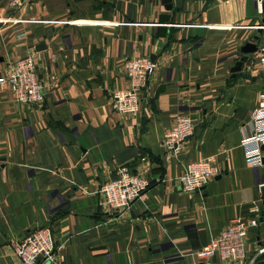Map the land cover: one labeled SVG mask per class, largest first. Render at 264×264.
<instances>
[{
	"label": "crops",
	"instance_id": "1",
	"mask_svg": "<svg viewBox=\"0 0 264 264\" xmlns=\"http://www.w3.org/2000/svg\"><path fill=\"white\" fill-rule=\"evenodd\" d=\"M171 5L0 0V78L14 60L32 56L44 87L43 103L26 105L0 85V264H18L16 242L48 226L51 264H202L195 252L230 222L250 217L253 205L261 213L247 234L246 260L215 256L206 264H249L264 244V164L247 166L242 146L264 92L257 65L264 14L252 0ZM259 30L257 51L233 77L241 48ZM134 57L149 58L156 71L140 93L141 111L118 115L111 96L129 87L123 65ZM180 115L194 134L166 162L163 134ZM202 160L220 173L200 191L182 192L184 166ZM122 166L151 185L119 214L100 206L98 192Z\"/></svg>",
	"mask_w": 264,
	"mask_h": 264
},
{
	"label": "built area",
	"instance_id": "2",
	"mask_svg": "<svg viewBox=\"0 0 264 264\" xmlns=\"http://www.w3.org/2000/svg\"><path fill=\"white\" fill-rule=\"evenodd\" d=\"M259 15L264 14V0H252ZM21 35L20 37H22ZM258 58L260 69L264 70V49ZM255 66L250 62L248 71L254 72ZM36 62L32 56L19 58L10 64L5 77L0 78V85H5L13 94L17 103L40 105L44 101V87L36 76ZM123 71L128 80L126 90L115 91L111 96V109L119 115L138 114L142 108L141 91L147 85L150 77L156 71V64L147 57H134L125 61ZM260 106L252 115V135L242 143L244 147V162L250 167L262 165L264 151V92L260 95ZM194 134V125L190 118L177 116L169 126L161 141L164 160L175 159L186 141ZM220 173L219 166L210 160H202L187 164L177 178L179 189L188 194L200 191ZM264 187V184L261 185ZM150 188V183L142 175L133 172L130 167L122 166L116 171V177L105 182L100 190V206L113 213L130 211L134 203ZM250 217L245 220L230 222L219 236L210 240L195 257L202 263H208L215 256L221 262L240 263L247 258L246 238L250 229L259 226L261 211L253 205ZM55 250L54 237L50 229L44 228L27 234L13 247L18 264H51ZM264 261V244L258 246L249 264Z\"/></svg>",
	"mask_w": 264,
	"mask_h": 264
},
{
	"label": "water",
	"instance_id": "3",
	"mask_svg": "<svg viewBox=\"0 0 264 264\" xmlns=\"http://www.w3.org/2000/svg\"><path fill=\"white\" fill-rule=\"evenodd\" d=\"M160 2L164 5V7L169 10L171 8V3L172 0H160ZM263 8H264V4H263ZM263 23H264V19H263ZM258 36H255L252 41L248 42L246 45H244L241 48V53L242 56L240 57V59L235 63V65L230 69V73L231 75L234 77L237 73L242 71V67L243 64L247 62V56L249 54L255 53L257 51V41L259 40V36H261L262 31L259 30L258 31ZM44 50V45L43 44H39L36 47V51H42ZM261 150L264 151V146L261 147ZM262 164H264V157L262 158ZM261 192H262V197L264 198V187H261ZM257 264H264V261H259Z\"/></svg>",
	"mask_w": 264,
	"mask_h": 264
},
{
	"label": "rangeland",
	"instance_id": "4",
	"mask_svg": "<svg viewBox=\"0 0 264 264\" xmlns=\"http://www.w3.org/2000/svg\"><path fill=\"white\" fill-rule=\"evenodd\" d=\"M10 4H11V3H10ZM18 59H19V58H18ZM18 59H16V60H18ZM14 61H15V60H14ZM110 106H111V105H110ZM118 115H119V114H118ZM162 149H163V148H162ZM163 159H164V157H163ZM173 160H174V159H172V160H170V161H166V160H164V161H166V162H171V161H173ZM128 167H129V166H128ZM184 167H185V166H184ZM130 169H131V168H130ZM117 170H118V169H117ZM117 170H116V171H117ZM131 170H132V169H131ZM132 171L135 172V173H138L136 170H135V171L132 170ZM182 171H183V170H182ZM138 174H139V173H138ZM115 177H116V174H115ZM115 177H114V178H115ZM114 178H113V179H114ZM144 178H145V177H144ZM146 180H147V178H146ZM149 183H150V182H149ZM150 185H151V184H150ZM100 188H101V187H100ZM99 190H100V189H99ZM187 194H188V193H187ZM137 201H138V200H137ZM137 201H136V202H137ZM136 202H135V203H136ZM135 203H134V204H135ZM112 213H113V212H112ZM44 228L50 229V231H51V233H52V235H53V237H54L53 230H52V227H51V226H48V227H42V228H40V229H36V230H34V231H38V230H41V229H44ZM26 236H27V235H26ZM24 238H25V237H24ZM21 240H22V239H21ZM21 240H20V241H21ZM20 241L16 242V244H18ZM53 253H54V252H53ZM53 260H54V258H53Z\"/></svg>",
	"mask_w": 264,
	"mask_h": 264
}]
</instances>
